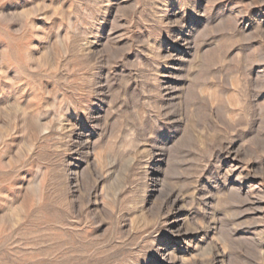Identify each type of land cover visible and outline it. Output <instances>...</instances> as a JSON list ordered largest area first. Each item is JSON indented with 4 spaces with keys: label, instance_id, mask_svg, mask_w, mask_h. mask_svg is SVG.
Returning <instances> with one entry per match:
<instances>
[{
    "label": "rangeland",
    "instance_id": "obj_1",
    "mask_svg": "<svg viewBox=\"0 0 264 264\" xmlns=\"http://www.w3.org/2000/svg\"><path fill=\"white\" fill-rule=\"evenodd\" d=\"M0 264H264V0H0Z\"/></svg>",
    "mask_w": 264,
    "mask_h": 264
}]
</instances>
